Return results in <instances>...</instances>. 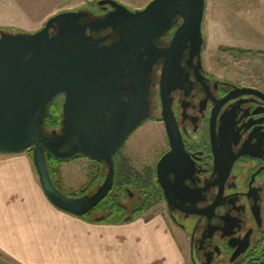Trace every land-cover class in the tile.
I'll list each match as a JSON object with an SVG mask.
<instances>
[{
  "label": "flooded vegetation",
  "instance_id": "1",
  "mask_svg": "<svg viewBox=\"0 0 264 264\" xmlns=\"http://www.w3.org/2000/svg\"><path fill=\"white\" fill-rule=\"evenodd\" d=\"M96 3L80 8L89 13L82 23L113 11ZM182 22L176 17L155 44L168 48ZM87 32L104 37L105 45L119 38L111 27L88 26ZM165 61L160 57L153 67L149 117L114 155L113 205L102 200L85 215L130 221L144 216L148 205H160L159 214L183 236L190 264H264V72L243 82L223 78L206 67L203 50L199 56L187 47L164 94ZM64 100L61 94L51 104L46 133L60 132ZM54 106L60 118L52 124ZM147 124L151 131L143 133ZM92 161L108 172L105 162ZM124 171L134 177L121 181ZM87 191L73 196L95 192Z\"/></svg>",
  "mask_w": 264,
  "mask_h": 264
},
{
  "label": "water",
  "instance_id": "2",
  "mask_svg": "<svg viewBox=\"0 0 264 264\" xmlns=\"http://www.w3.org/2000/svg\"><path fill=\"white\" fill-rule=\"evenodd\" d=\"M98 4H109L113 11L87 24L81 19L89 13L78 9L54 14L36 31L0 29V156L32 153L47 198L79 217L108 196L114 155L149 117L156 61L166 57L165 94L173 87L174 73L181 70L185 49L191 47L192 54L200 56L204 45L206 0H151L142 9L117 0ZM178 16L183 22L172 44L158 47L155 40ZM88 26L111 27L119 38L105 45L104 37L87 32ZM61 94L65 100L60 132L46 133V117ZM47 153L61 160L81 155L105 162L107 175L94 193L70 196L55 185Z\"/></svg>",
  "mask_w": 264,
  "mask_h": 264
},
{
  "label": "crops",
  "instance_id": "3",
  "mask_svg": "<svg viewBox=\"0 0 264 264\" xmlns=\"http://www.w3.org/2000/svg\"><path fill=\"white\" fill-rule=\"evenodd\" d=\"M68 1L0 0V28L36 31ZM212 31L217 50L264 51V0H206L204 41ZM18 161L0 156V252L18 264H190L183 236L162 215L88 221L56 207Z\"/></svg>",
  "mask_w": 264,
  "mask_h": 264
},
{
  "label": "rangeland",
  "instance_id": "4",
  "mask_svg": "<svg viewBox=\"0 0 264 264\" xmlns=\"http://www.w3.org/2000/svg\"><path fill=\"white\" fill-rule=\"evenodd\" d=\"M99 0H69L66 3L65 9L66 10H78L83 7L89 6H97ZM124 5L128 6L131 9H142L144 8L151 0H117ZM65 11V10H64ZM208 21H206L207 23ZM254 30L252 32L256 33V28L253 27ZM260 31V29L257 28ZM214 35L216 38L218 36L212 31L213 40L204 41V49L203 55L205 58L206 67L209 69L210 72L216 73L218 76L223 78H229L231 80L237 82L247 81L250 76H257L260 72H264V51L253 49V48H237V47H220L214 48L218 41L214 39ZM214 42V43H213ZM234 49V50H232ZM238 50H244L238 51ZM61 101L58 103L61 106ZM153 127V126H152ZM143 130L145 132L151 131L149 129V125L147 124ZM153 132H151L152 134ZM144 134H142V129L135 134V139L139 141V138ZM138 138V139H137ZM133 138L131 142L135 141ZM142 144V143H141ZM141 147H145L141 145ZM141 149H146L141 148ZM139 154L144 155V150L138 151ZM3 158V157H2ZM16 158L19 160L17 165H15L20 170L23 167H30L32 170L33 176L36 181L39 182V175L34 165L33 155L32 153H27L24 155H18ZM55 171V180L57 181L59 188L65 192L66 194L73 196V195H80L84 193L86 190L87 192H94L96 191L97 187L103 182L106 174L107 168L99 166L96 162L89 160L86 157H75L72 159H68L61 162H55L52 165ZM99 167L101 168V174L98 173ZM24 169V168H23ZM102 176L101 180L97 177ZM97 177V178H96ZM41 185V184H40ZM42 188V187H41ZM146 212L144 214L145 217L150 215H156L162 212V206H150L146 208ZM101 215L100 213H96L92 215L91 218L95 216ZM97 219V218H96ZM187 261H188V252L186 250ZM0 260L3 261L5 264H18L10 257L5 256L3 253L0 252Z\"/></svg>",
  "mask_w": 264,
  "mask_h": 264
},
{
  "label": "trees",
  "instance_id": "5",
  "mask_svg": "<svg viewBox=\"0 0 264 264\" xmlns=\"http://www.w3.org/2000/svg\"><path fill=\"white\" fill-rule=\"evenodd\" d=\"M234 50V49H232ZM238 51H244V50H238ZM52 115H53V118L52 121L50 123L52 124H55V123H59V115H58V108H56L55 106L52 108ZM47 159H48V165H49V168H50V172H51V175H52V178L54 180V183L56 186L59 187L57 181L55 180V171L52 167V165L55 163V162H61V161H65V160H61V159H58L56 157H54L52 154L50 153H47ZM98 173H99V170H98ZM99 174H97V177H98ZM96 177V178H97ZM121 181H128V180H131V178H133L134 176H130L126 171H124L121 175ZM141 177L140 175H138V173H136V176L135 178H139ZM114 195H112V193L110 192V194L104 199L103 201V204H105L106 206L108 205V208H111V206L113 205V201H114ZM115 215V214H114ZM116 216V215H115ZM81 218H84V219H87L88 221H97V222H102V221H109V222H115V223H121V222H125L126 220H121L119 217H112L111 218H104V219H96V218H91L87 215L85 216H80ZM135 218V217H134ZM0 264H5L3 261L0 260Z\"/></svg>",
  "mask_w": 264,
  "mask_h": 264
}]
</instances>
